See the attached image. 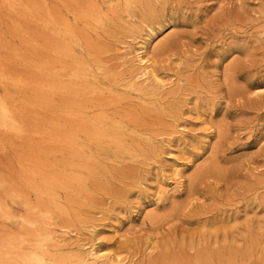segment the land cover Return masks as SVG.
<instances>
[{
    "label": "rangeland",
    "instance_id": "rangeland-1",
    "mask_svg": "<svg viewBox=\"0 0 264 264\" xmlns=\"http://www.w3.org/2000/svg\"><path fill=\"white\" fill-rule=\"evenodd\" d=\"M35 2L46 89L0 15L35 81L0 80L31 131H0V264H264V0Z\"/></svg>",
    "mask_w": 264,
    "mask_h": 264
},
{
    "label": "bare ground",
    "instance_id": "bare-ground-1",
    "mask_svg": "<svg viewBox=\"0 0 264 264\" xmlns=\"http://www.w3.org/2000/svg\"><path fill=\"white\" fill-rule=\"evenodd\" d=\"M37 2H39V0H36ZM37 2H35L36 4H38L37 6H35L36 8H38V6H39V3L41 2H39V3H37ZM44 3V2H43ZM126 3V2H125ZM128 4V3H127ZM35 4H33V0H0V9H1V19L2 20H4L5 22H7V23H9V24H13L14 25V36H13V38L14 39H18L19 40V43L22 45H20L21 46V51H23V54L25 53V51H26V49L27 48H31L30 50L31 51H29V53H28V51H26V53H28L29 55H30V58L29 57H27V58H29V59H32L31 57L33 56V58L35 59V56H38V54L41 52L40 51V49H41V44H38L37 46H40V49L38 50V49H36V37L37 36H40V38H41V33H43V39H42V44L44 45V48H45V50H46V55H43L44 53H42V55L43 56H45V58H46V60L44 61V60H42V61H44V64H42L41 65V62L42 61H38V63H39V65H41L40 67H37L38 66V64H37V66H35L34 64H33V62L31 63V65H32V68L34 67V68H36V69H39V70H36V71H39L38 73H40V71H42V77H43V81L41 82L42 83V88H44V89H46L47 87H48V78H49V66H48V62H47V59H49V58H51L49 55L47 56V49H48V43H49V40L51 41V39H49V38H51V37H49V35L51 34L52 35V32L51 33H49L48 34V21H45V24H44V26H43V30L41 29L42 28V26L40 25V29L42 30V32L41 31H39L40 32V34H39V32L36 30V29H38V24H36V23H38V21H40V20H43L44 21V19H40L39 18V20L37 19V22L36 23H32L33 22V18H35L36 19V16H39L40 17V15H38V14H36V10L35 11H33V9H35V8H33V6H34ZM43 5V4H42ZM47 6V5H46ZM51 7V6H50ZM39 9V8H38ZM45 9V8H44ZM43 9V10H44ZM45 11V10H44ZM35 13L36 14V16L34 15V16H32V13ZM51 12V11H50ZM127 12V11H126ZM125 12V15L127 14ZM53 13V12H52ZM129 14V13H128ZM44 15H46V14H44ZM53 15V14H52ZM131 15V14H130ZM26 16H29L30 17V19H25V17ZM131 18H132V16H130ZM129 17V18H130ZM22 18V19H21ZM38 18V17H37ZM41 18H42V16H41ZM1 20V22H3ZM23 21V22H22ZM43 21H42V23H43ZM31 24H36V26H32ZM64 24V23H63ZM67 24V23H66ZM69 24V23H68ZM65 27H66V25H65ZM3 28V27H2ZM1 28V29H2ZM7 28V27H6ZM1 29H0V31H1ZM12 29H13V27H12ZM11 30V29H10ZM9 30V31H10ZM67 30V29H66ZM151 30V29H150ZM44 31V32H43ZM53 31V30H52ZM151 31H153V30H151ZM5 32V31H4ZM12 32V31H11ZM154 33V32H153ZM39 34V35H38ZM6 36V35H5ZM8 37V36H7ZM39 38V37H38ZM37 38V39H38ZM41 39H40V41H41ZM4 40H6V39H4ZM10 41V40H9ZM8 41V42H9ZM14 41V40H13ZM53 41V40H52ZM151 42V41H150ZM139 43V42H138ZM147 43H148V40H146L145 42H143V43H141L140 45H137V47H136V50L134 51V53H133V58H134V60H135V63L140 67V70H141V77H145L146 79H149V78H151V79H153V80H157V76L154 74V71H152L151 70V63L152 62H150V57L148 58L147 57V52H146V45H147ZM137 44V43H136ZM150 44V43H149ZM49 45H51V43H49ZM16 46V45H15ZM14 46V47H15ZM159 46V45H158ZM13 47V48H14ZM19 47V46H18ZM50 47V46H49ZM12 48V44L11 43H6V41H3L2 39H1V78H0V80H1V82L3 81H7L8 79L10 80V79H12L11 77H13V79H15V81L14 80H12V81H14L15 82V84H17V83H19L20 84V82H21V77H22V75L24 74L25 75V72L23 73V69L25 68V66H24V68L22 69V65H24L23 63L22 64H20L19 62L17 63V61H16V59H25V55H23L24 56V58H22V56H21V52H17L18 54H14V56H16L15 58L13 57L12 59L16 62V63H13V64H5L4 62H3V60H2V56L4 55V52L6 51H8V50H10ZM16 48V47H15ZM20 48V47H19ZM19 48H17V49H19ZM38 48V47H37ZM43 48V49H44ZM155 48V47H154ZM43 49H41V50H43ZM51 49V48H50ZM226 49V48H225ZM36 50H37V53H38V51H39V53L37 54L36 53ZM15 51H16V49H15ZM50 51V50H49ZM43 52H44V50H43ZM12 54V53H11ZM52 54V53H51ZM35 55V56H34ZM42 55H39V56H42ZM47 57H49V58H47ZM26 58V59H27ZM38 58V57H37ZM42 58V57H41ZM44 58V57H43ZM42 58V59H43ZM37 60H39V59H37ZM51 59H49V61H50ZM26 62H27V60H25ZM35 61V60H34ZM12 63V62H11ZM50 63H51V61H50ZM26 65V64H25ZM51 66V65H50ZM27 67H28V65H27ZM29 69V68H28ZM52 69V68H51ZM138 69V68H137ZM35 71V70H34ZM135 72V71H134ZM23 73V74H22ZM26 74H28V72L26 73ZM31 74V73H30ZM29 75V74H28ZM136 75V74H135ZM41 76V75H40ZM26 77H27V75H26ZM29 77V76H28ZM27 77V78H28ZM32 76H30V78H31ZM29 78V79H30ZM37 78H39V77H37ZM26 79V78H25ZM29 79H27V81H29ZM146 79H144V80H146ZM30 80H32L31 82L29 81L28 82V84H29V86H30V84L31 83H35V81L31 78ZM12 81H10V82H12ZM22 81H26V80H22ZM26 81V82H27ZM151 81V80H150ZM13 82V83H14ZM26 82H24L25 84H26ZM148 82H149V80H148ZM5 83V82H4ZM41 83H40V85H41ZM144 83V82H143ZM6 84V83H5ZM18 84V85H19ZM22 85H23V87L25 86V84H23V83H21ZM20 84V85H21ZM1 85V84H0ZM9 85V84H8ZM11 85H13L12 83H11ZM17 85V86H18ZM21 85V86H22ZM27 85V84H26ZM40 85H39V87H40ZM85 85V84H84ZM3 86V85H2ZM16 86V85H15ZM29 86H25L26 87V90L28 89L27 87H29ZM20 88V87H19ZM15 89H17V88H15ZM39 89V88H38ZM49 90H50V88H48ZM2 90H3V87H2ZM19 90H21V89H19ZM38 91V90H37ZM140 91H141V89H140ZM144 92V91H143ZM148 92H150V91H148ZM4 93H5V91H4ZM41 93H43V92H41ZM40 93V94H41ZM10 95V94H9ZM23 95V94H22ZM21 95V96H22ZM148 95V94H147ZM28 96H30V95H28ZM27 96V97H28ZM149 96V95H148ZM11 97V96H10ZM9 97V98H10ZM8 98V97H7ZM13 98V97H12ZM40 98H41V96H40ZM43 98V97H42ZM32 99V98H31ZM43 99H45V98H43ZM34 99H32L31 100V103H33L34 101H33ZM39 100V99H38ZM9 101H11V100H9ZM13 101V100H12ZM11 101V102H12ZM26 101H27V99H26ZM25 101V102H26ZM33 101V102H32ZM35 101H36V99H35ZM38 102V101H37ZM36 102V103H37ZM42 103H43V100H42ZM76 103V102H75ZM26 104H27V102H26ZM34 104V103H33ZM17 106V105H16ZM15 106V107H16ZM37 106V105H36ZM22 107V106H21ZM45 107V106H44ZM43 107V108H44ZM23 109V107L21 108V110ZM45 109V108H44ZM171 109H174V108H171ZM24 110V109H23ZM20 112V111H19ZM22 113L24 112V111H21ZM32 112V111H31ZM42 112H45V111H43L42 110ZM170 113V112H169ZM171 114V113H170ZM173 114V113H172ZM28 116V115H27ZM34 116V115H33ZM36 116V115H35ZM34 116V117H35ZM44 116V115H43ZM46 116V115H45ZM48 116V115H47ZM46 116V117H47ZM25 117H26V115H25ZM24 117V115L23 114H21V113H17L10 105H9V103L6 101V99L5 98H3V96L2 95H0V131L1 132H3V133H9V134H12V135H14V136H17V137H21L22 135H24L26 132H29L30 130H28L27 129V126H25L24 125V122H25V120L27 119V117L25 118ZM40 117H42V116H40ZM46 117H44V118H46ZM49 117V116H48ZM167 117V116H166ZM32 120H34V119H32ZM36 120V119H35ZM37 121V120H36ZM46 121V120H45ZM45 121H43V122H45ZM32 122H34L33 124H34V128H35V125H37L38 123H36L35 121H32ZM46 123V122H45ZM113 123H115V124H118V123H116V122H113ZM44 124V123H43ZM47 124H49V123H47ZM32 125V124H31ZM38 126V125H37ZM36 126V127H37ZM43 126V125H42ZM41 126V127H42ZM30 127V126H29ZM39 127V126H38ZM31 128V127H30ZM45 128V127H44ZM171 128V127H170ZM46 129V128H45ZM38 130V129H37ZM41 130V129H40ZM47 130H49V128L47 129ZM79 130V129H78ZM168 130H170V129H168ZM172 130V129H171ZM35 131H36V129H35ZM174 131V130H173ZM31 132V131H30ZM36 133V132H35ZM40 133V132H39ZM46 133V132H45ZM38 134V133H37ZM47 134V133H46ZM45 134V136H47ZM105 134V133H104ZM3 135V134H2ZM9 136V135H8ZM13 136V137H14ZM43 136V135H42ZM159 136H160V134H159ZM11 137V136H10ZM116 137H119V136H116ZM34 138H36V137H34ZM123 138V136L121 137V139ZM17 139V138H16ZM15 139V140H16ZM52 139V138H51ZM125 139V138H124ZM11 140V139H10ZM48 140V139H47ZM14 141V140H13ZM12 141V142H13ZM50 141V140H49ZM166 142V141H165ZM14 144V143H13ZM47 144V143H46ZM28 145V144H27ZM112 145H113V143H112ZM115 145V147L117 146L116 144H114ZM44 146V145H43ZM28 147H30V146H28ZM42 147V146H41ZM44 148V147H43ZM122 148V147H121ZM42 149V148H41ZM120 158V157H119ZM94 165V164H93ZM97 165V164H96ZM175 165V164H174ZM94 167V166H93ZM171 167H173V165L171 166ZM170 167V168H171ZM176 168V167H175ZM173 169H174V167H173ZM170 170V169H169ZM168 170V171H169ZM180 170V169H179ZM96 171V170H95ZM178 172V171H177ZM92 173H93V170H92ZM179 175V174H178ZM44 177V176H43ZM175 179H173V181H174ZM92 181V180H91ZM170 181V180H169ZM175 182V181H174ZM179 182V181H178ZM177 182V183H178ZM176 183V182H175ZM169 184V183H168ZM179 185H181V184H179ZM174 186H176V185H174ZM164 187V186H163ZM178 187V186H177ZM80 188V187H79ZM167 189V188H166ZM175 189V188H174ZM43 191V190H42ZM48 191V190H47ZM163 191H167V190H163ZM51 194V193H50ZM123 219V218H122ZM150 222H151V225H152V222L153 221H151V220H149V224H150ZM118 226H119V224H118ZM86 248H88V260L90 261V264H96V263H98L99 261H101L102 259H103V257H102V255H101V252H100V250L99 249H97L96 247H95V245L94 244H91V245H89L88 247H86ZM35 255V254H34ZM33 254H32V256L30 257V258H28V260H26V261H28V263L29 264H53L51 261L50 262H46L42 257H37V256H34ZM66 258V257H65ZM105 259H103V261H104ZM118 260V259H117ZM67 261V260H66ZM102 261V262H103ZM107 261V260H106ZM2 262V261H1ZM24 262V261H23ZM65 262V261H64ZM64 262H62V263H64ZM27 263V262H26ZM60 263V262H59ZM56 264V263H55ZM86 264V263H85ZM111 264V263H110ZM113 264H116V263H113Z\"/></svg>",
    "mask_w": 264,
    "mask_h": 264
}]
</instances>
